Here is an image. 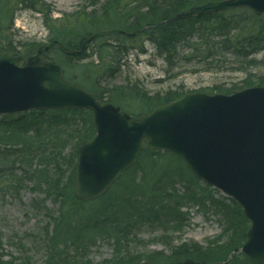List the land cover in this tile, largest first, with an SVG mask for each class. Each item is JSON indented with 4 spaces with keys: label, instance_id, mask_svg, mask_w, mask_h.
<instances>
[{
    "label": "trees",
    "instance_id": "1",
    "mask_svg": "<svg viewBox=\"0 0 264 264\" xmlns=\"http://www.w3.org/2000/svg\"><path fill=\"white\" fill-rule=\"evenodd\" d=\"M120 1L105 0L97 7L98 12L78 10L68 17L65 14L52 18L53 10L44 0H0V53L27 58L42 45L22 41L13 28L19 12L33 11L48 28L47 43L56 41L43 53V58L58 61L66 80L95 94L101 103L118 106L132 116L189 92L177 88L150 94L137 82L130 81L104 87L99 84L100 78H112L120 71L123 56L136 48L133 42L137 39H144L137 46L141 52L144 43L149 42L168 60L177 55L183 42L190 49L185 59L203 62L206 70H212L219 62L226 63L231 57L241 65L243 76L239 81L228 86L212 85L201 91L229 94L264 85V74L250 70L258 64L255 55L264 48V13L256 15L244 7L175 18L190 7L223 0H127L124 4ZM114 15L122 21L118 29L128 33L140 31L130 36L114 33L87 40L95 32L116 27L104 23ZM93 55L96 60L81 62ZM138 99L145 102L146 109L141 108L138 114L125 109L124 105L130 107ZM61 128L73 131L67 136L51 134ZM93 135L91 114L86 109L29 110L0 115V189L27 179L34 187H43L45 197L58 203L54 225L46 238V264H94L88 258L89 249L101 238L111 242L114 254L99 264H138L144 260L162 264L190 260L202 264L248 263L239 251L249 225L240 206L199 182L179 158L166 151L149 149L145 140L136 162L102 197L88 202L78 200L73 194L77 152L81 142ZM69 137L72 147L65 152ZM50 154H57L59 160ZM16 165L24 167L20 180L17 169L21 168ZM188 206L210 211L220 219L221 231L206 245L173 240L174 234L188 226L185 210ZM142 226L160 233L158 240L164 243L161 250L129 251L131 242L138 239L137 229ZM0 264L13 262L0 260Z\"/></svg>",
    "mask_w": 264,
    "mask_h": 264
},
{
    "label": "water",
    "instance_id": "2",
    "mask_svg": "<svg viewBox=\"0 0 264 264\" xmlns=\"http://www.w3.org/2000/svg\"><path fill=\"white\" fill-rule=\"evenodd\" d=\"M243 7L260 15L264 0L208 2L190 7L175 18ZM139 31L101 30L87 40L114 33L130 36ZM49 47L39 46L27 58L0 53V115L46 109H86L91 113L95 133L78 148L74 196L83 202L103 196L135 163L142 140H146L149 149L181 159L200 182L241 207L249 226L240 252L247 264H264V85L230 94L187 92L134 117L65 80L59 63L41 57ZM138 264L162 263L144 260Z\"/></svg>",
    "mask_w": 264,
    "mask_h": 264
},
{
    "label": "rangeland",
    "instance_id": "3",
    "mask_svg": "<svg viewBox=\"0 0 264 264\" xmlns=\"http://www.w3.org/2000/svg\"><path fill=\"white\" fill-rule=\"evenodd\" d=\"M44 1L53 10L51 17L59 18L65 14V17H68V14L78 10L84 12L95 10V12H98L97 7L105 0ZM120 2L124 4L127 0H121ZM94 3L98 5L94 6ZM116 16L111 17L113 21L104 22L106 23L105 26L114 24L116 26L114 28L120 27L122 21ZM13 28L16 31V36L22 41H36L48 45V28L41 16L33 11L24 10L19 12ZM143 40L137 39L133 42V45H136L137 48ZM197 41L200 40L197 39ZM136 48L123 56L120 71L114 77L109 79L100 78L99 84L102 87L130 81L137 82L150 94L177 88L181 91H193L212 85L228 86L239 81L243 76V73L239 70L241 65L234 63L233 57H231V60L228 59L226 63L219 62L217 66H213L212 70H206L203 62L196 63L195 59H185L189 55L190 49L183 42L179 44L177 55L172 60L158 54L149 42L144 43L143 52ZM225 56L229 55L226 54ZM255 57L258 64L256 63L254 67L250 68L251 72L264 74V48ZM90 60H96V57L93 55L81 62L85 63ZM124 107L135 114L142 112V109H146L145 102L139 99L132 101L130 107L125 105ZM72 131L61 128L52 131L51 134L54 136L58 133L60 136H67ZM67 140L65 152H69L72 147L70 137ZM50 157L59 160L57 154H50ZM16 166L19 167V165ZM19 168L21 169H17V174L20 180L24 167ZM219 194L221 193L219 192ZM57 210L58 203L53 201L52 198L45 197L43 187H34L27 179H23L15 186L8 183L0 189V260H10L13 264H46V238L54 225ZM185 210L188 212L189 217L188 226L182 232L173 235L174 242L196 241L206 245L221 231L222 226L217 215L192 206H188ZM159 237L160 233L157 230L142 226L137 229L138 239L131 242L129 251L131 253H144L161 250L164 243L158 240ZM113 254L114 250L111 242L101 238L89 249L88 258L94 264H99L102 260L111 258Z\"/></svg>",
    "mask_w": 264,
    "mask_h": 264
}]
</instances>
